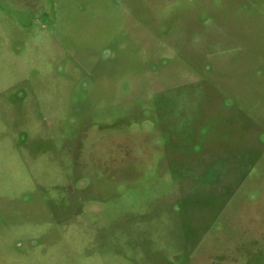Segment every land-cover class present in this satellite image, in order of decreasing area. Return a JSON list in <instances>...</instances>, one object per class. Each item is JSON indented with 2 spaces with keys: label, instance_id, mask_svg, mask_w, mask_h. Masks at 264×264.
Listing matches in <instances>:
<instances>
[{
  "label": "rangeland",
  "instance_id": "rangeland-1",
  "mask_svg": "<svg viewBox=\"0 0 264 264\" xmlns=\"http://www.w3.org/2000/svg\"><path fill=\"white\" fill-rule=\"evenodd\" d=\"M0 264H264V0H0Z\"/></svg>",
  "mask_w": 264,
  "mask_h": 264
}]
</instances>
